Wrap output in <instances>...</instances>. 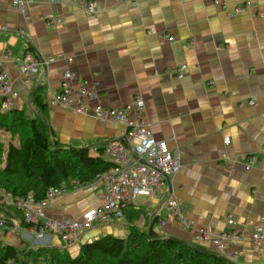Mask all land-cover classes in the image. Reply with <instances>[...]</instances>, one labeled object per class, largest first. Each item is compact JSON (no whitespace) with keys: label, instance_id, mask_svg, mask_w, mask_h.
I'll list each match as a JSON object with an SVG mask.
<instances>
[{"label":"crops","instance_id":"obj_1","mask_svg":"<svg viewBox=\"0 0 264 264\" xmlns=\"http://www.w3.org/2000/svg\"><path fill=\"white\" fill-rule=\"evenodd\" d=\"M55 18L61 24L49 27L47 21ZM0 23L9 29L0 32V55L9 53L4 69L19 93L11 109L35 116L32 96L42 87L56 140L64 147L89 148L97 156L111 139L126 143V127L78 113L73 106L113 110L140 97L154 136L167 141L180 160L181 170L172 180L152 195L138 196L122 221L80 236V245L103 233L125 237L130 216L139 210L135 223L141 229L196 244L194 232L168 220L166 201L175 196L195 229H235L241 235L223 253L202 246L225 258L237 254L232 261L237 264H264V254L251 245L264 217V0H99L93 14L48 0H27L20 11L5 0L0 1ZM27 52L44 58L63 55L73 62L57 59L26 83L18 59ZM181 66L185 74L177 79L170 71ZM66 71L77 75L74 105H52ZM80 86L88 99L79 96ZM251 155L259 156L260 165L247 168L244 160ZM101 203L100 190L76 189L51 203L46 214L82 220ZM0 207L4 212L14 208L8 203ZM14 223V232L0 231V242L19 245L22 239L36 246L24 239L20 221ZM43 244L36 247H66L73 257L80 251V245H65L55 235Z\"/></svg>","mask_w":264,"mask_h":264},{"label":"built area","instance_id":"obj_2","mask_svg":"<svg viewBox=\"0 0 264 264\" xmlns=\"http://www.w3.org/2000/svg\"><path fill=\"white\" fill-rule=\"evenodd\" d=\"M6 1H10L20 11H24L27 7V0ZM48 2L53 5L69 2L87 13L93 14L97 11L99 0H48ZM241 12L242 9L237 8L236 13L240 14ZM61 22L60 18H55L47 21V25L54 27L60 25ZM7 31H9L8 27L0 23V32ZM19 33L23 32L19 30ZM173 40V37L168 38L170 42ZM8 59H10L9 53L0 55V104L3 111H9L13 106V101L19 97L18 91L4 69V62ZM58 59H64V56L59 55ZM55 60L53 57L44 58L27 52L23 59H18L25 82L30 83L42 67L50 66ZM64 60H67L68 63L73 62V58L67 57ZM185 70V66L177 67L172 69L170 74L177 79H182ZM76 79L77 75L74 72L66 71L64 73L61 90L52 97L51 103L53 105L73 106L74 89L72 82ZM79 96L89 98V93L84 86H80ZM73 109L78 113H91L104 123H122L126 127V143L116 139L107 143L104 156L112 162L113 166L108 171L98 175L96 181L85 186L79 185L77 181L71 182L75 189L93 188L100 190L101 193V205L86 211L80 221L52 219L46 214L51 203L62 198L67 192H71L66 188H50L45 198L39 201L32 196L15 197L7 189H0V204L8 203L22 211L24 220L29 225L28 228H22L24 239L36 246H44L43 243L49 244L51 235H55L67 245L79 244L81 241L79 240L80 232L90 231L97 224L104 226L122 221L126 209L134 203L138 196L152 195L172 180L181 170L180 160L174 156L167 141L157 139L147 124L145 102L142 98L136 97L131 104L120 109L105 110L101 106L90 107L84 103H79ZM223 158L227 159L228 156L224 154ZM244 164L247 168L260 165V158L258 155L248 156L244 160ZM166 207L169 212L168 220L178 222L184 229L194 232L196 244L209 245L217 252L223 253L241 238L240 232L235 229L223 232H215L207 228L195 229L194 222L185 216V210L175 196H171L166 201ZM228 224L233 226L235 222L231 218L228 219ZM14 228V226L8 228L6 219L0 215V231L14 232ZM41 241L42 243H40ZM251 245L254 252L259 255L264 254V217L261 218L260 223L252 233ZM236 256L237 254L233 257L229 255L227 258L236 261Z\"/></svg>","mask_w":264,"mask_h":264},{"label":"trees","instance_id":"obj_3","mask_svg":"<svg viewBox=\"0 0 264 264\" xmlns=\"http://www.w3.org/2000/svg\"><path fill=\"white\" fill-rule=\"evenodd\" d=\"M32 105L35 116L16 108L4 112L0 104V189L39 201L50 188L74 191L71 182L85 186L112 168V162L102 158L110 140L97 156L89 148L64 147L49 124L42 87L34 92ZM12 209L4 212L0 207V215L8 219L7 227L18 219L20 226L28 228L22 211ZM140 212L130 216L125 237L106 234L87 241L74 257L66 247H34L22 239L19 245L0 242V264H237L202 245L161 238L153 229H141L135 223Z\"/></svg>","mask_w":264,"mask_h":264},{"label":"rangeland","instance_id":"obj_4","mask_svg":"<svg viewBox=\"0 0 264 264\" xmlns=\"http://www.w3.org/2000/svg\"><path fill=\"white\" fill-rule=\"evenodd\" d=\"M59 56V55H58ZM58 56L57 57H53L54 59H56L55 60V62H53V63H56V61H57V59H58ZM52 63V64H53ZM4 112H6V111H4ZM67 219H71V218H67ZM72 220H74V219H72ZM78 221H80V220H78ZM107 226L106 225H104V226H102V225H99V224H97L95 227H94V230H97V229H105ZM87 232H89V231H87ZM87 232H80L79 234H80V236L81 237H83L85 234H87ZM107 233H103V234H100V236H104V235H106ZM100 236H98V237H96V238H94V239H92V241L93 240H95V239H97V238H99ZM91 240V238H88V240ZM21 243V242H20ZM26 243V242H25ZM83 243H85V242H83ZM6 244V243H5ZM79 245L80 244H76L74 247H79ZM34 247H36V246H34ZM41 264H44V263H41Z\"/></svg>","mask_w":264,"mask_h":264},{"label":"bare ground","instance_id":"obj_5","mask_svg":"<svg viewBox=\"0 0 264 264\" xmlns=\"http://www.w3.org/2000/svg\"><path fill=\"white\" fill-rule=\"evenodd\" d=\"M74 83V82H73ZM75 94V93H74ZM73 97H75V96H73ZM75 99V98H74ZM52 104V103H51ZM53 105V104H52ZM74 105V104H73ZM67 107V106H66ZM74 107V106H73ZM9 111H11V110H9ZM64 188V187H63ZM71 188V187H70ZM74 190V189H73ZM12 208V207H11ZM15 209V208H14ZM22 213V212H21ZM6 220H8L7 218H6ZM9 223V222H8ZM165 224V223H164ZM180 224V223H179ZM10 225V224H9ZM10 227V226H9Z\"/></svg>","mask_w":264,"mask_h":264}]
</instances>
